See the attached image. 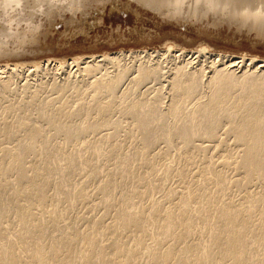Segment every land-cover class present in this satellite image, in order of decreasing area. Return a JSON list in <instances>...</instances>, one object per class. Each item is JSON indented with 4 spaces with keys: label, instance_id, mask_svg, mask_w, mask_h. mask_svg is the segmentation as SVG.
<instances>
[{
    "label": "rangeland",
    "instance_id": "1",
    "mask_svg": "<svg viewBox=\"0 0 264 264\" xmlns=\"http://www.w3.org/2000/svg\"><path fill=\"white\" fill-rule=\"evenodd\" d=\"M209 1L0 12V65L40 64L0 73V264H264V159L244 157L264 155V3ZM225 57L254 70L256 99L212 95ZM178 66H202L193 93L170 84ZM214 101L236 116L188 134Z\"/></svg>",
    "mask_w": 264,
    "mask_h": 264
},
{
    "label": "bare ground",
    "instance_id": "2",
    "mask_svg": "<svg viewBox=\"0 0 264 264\" xmlns=\"http://www.w3.org/2000/svg\"><path fill=\"white\" fill-rule=\"evenodd\" d=\"M46 1H48V3L50 2V1H53V0H46ZM60 1V0H59ZM72 1H74V0H72ZM182 1L183 0H170V3H171V5L172 6H174V7H178L179 8V5H181V3H182ZM195 1V0H194ZM205 1V0H204ZM216 3L218 2L219 3V1L218 0H214ZM226 0H224V1H221V3L222 2H225ZM251 1H256V0H232L231 2H243L242 4H244V3H246L247 5V8L250 6V4L251 3H253V2H251ZM261 1V0H260ZM263 1V3H264V0H262ZM21 2L23 3V4H25L24 6L25 7H28V6H32V7H36V6H39V7H43L44 6V0H0V12L1 13H6L7 12V9L9 8V7H19L20 6V4H21ZM212 2V3H211ZM230 2V1H229ZM195 3H197V2H195ZM209 3H211L212 5V7L214 6V4H213V0H210L209 1ZM216 3H215V5H216ZM208 4V3H207ZM222 4H224V3H222ZM232 3H230V6H232L231 5ZM241 4V6H244V5H242ZM55 5V4H54ZM226 5V4H225ZM228 5V4H227ZM236 5V4H235ZM239 6H240V4H239ZM209 7V6H208ZM215 7H217V5L215 6ZM222 7H223V5H222ZM234 7V6H233ZM192 8V7H191ZM226 7H224V9H225ZM228 8V7H227ZM261 8V7H260ZM223 9V8H222ZM238 9V8H237ZM242 10V9H241ZM256 10V9H255ZM261 10V9H260ZM221 11V10H220ZM223 11V10H222ZM258 11V10H257ZM256 11V12H257ZM247 12V11H246ZM261 12V11H260ZM247 14V13H246ZM257 14V13H256ZM260 14V13H259ZM234 15H237L236 13L234 14ZM249 16V15H248ZM264 16V15H263ZM249 18V17H248ZM257 19V18H256ZM206 48L207 47H202L201 48V50H200V52L198 53V55L201 53V52H204L205 50H206ZM208 50V49H207ZM196 52V51H195ZM179 53V52H178ZM197 53V52H196ZM181 54H184V53H181ZM204 54V53H203ZM190 57V56H189ZM208 57V56H207ZM227 57V56H226ZM226 57H225V59L224 58H219L218 59V61L216 60V62H212L211 63V69H212V75L209 77V84L211 83V84H213V86H215L216 87V89L213 91V94L212 95H217L218 97H219V93H220V95H221V93L222 92H224V91H226V90H228V91H226V92H224V93H226V94H229V93H227V92H231L232 91V89L234 90H236V88L238 87V89H239V87H241V89L242 88H244L246 91L247 90H249L250 92H248L247 93V95L249 94L250 95V93L252 92V94H251V96H249V97H252V95H254L255 96V99H256V96L257 95H259L260 93V90H259V88L257 87V85L258 84H260V78H261V80L263 81V79H264V70H262L263 68H264V62H262V63H260V65H258L257 67L258 68H260V70H257L258 72L260 71V73H257V75L256 76H258L259 77V79L257 78V77H255L254 78V70L253 71H249V72H247L246 70L245 71H243L241 74L239 73H237L238 71H237V69L238 68H240L241 67V65H240V63L241 62H243L242 60H244V59H242L241 61H237L236 60V58L234 57V58H232V59H226ZM103 58V57H102ZM194 58H198V56H196V57H194ZM194 58L192 59V60H190L189 62H188V64L189 63H193L194 62ZM239 58V57H238ZM108 60V61H110L111 60V58L109 59L108 57L106 58V57H104L103 59H101V60ZM114 59V58H113ZM174 60V59H173ZM196 61V60H195ZM87 62H91V61H87ZM87 62H86V64H87ZM98 62V61H97ZM186 62V61H185ZM250 62L251 63H255V62H257V60L255 59V58H252V59H250ZM199 63V62H198ZM245 63V62H244ZM250 63V64H251ZM47 64H49L48 62H47ZM46 64V65H47ZM78 64V63H77ZM194 64V63H193ZM242 64V63H241ZM159 65V64H158ZM183 65H185V64H183ZM182 65V66H183ZM190 65V64H189ZM240 65V66H239ZM244 65V64H243ZM27 65H13V66H9V65H0V73H5L6 72V70H8V71H11V73H14L15 71H17L18 70V68H22V69H24L25 71H28V74H29V72H33V70H31L32 69V67L33 66H35L36 67V70H39V67H40V64H35V65H31V66H27L28 68H25ZM89 64H88V68H89ZM98 66V65H97ZM180 66H181V64H180ZM180 66H178V67H180ZM186 66V65H185ZM209 66V65H208ZM248 66V65H247ZM251 66V65H250ZM159 67H161V66H159ZM243 67V66H242ZM38 68V69H37ZM91 68V67H90ZM186 68V67H185ZM184 67H180V68H177V70L175 71L176 73L178 72V69H180V71H181V75H177V74H179V72L176 74L175 72V74L177 75V76H175V78H173V79H171V83L170 84H172V86H173V88H175L176 90L177 89H180L181 87H182V83H187V85L185 86V87H182V88H185L186 90V92H187V95L188 94H191V93H193L194 91H196L197 90V88H198V85H199V83H202V82H199L201 79V77H203L202 75H204L203 74V71L201 70V68H202V66H201V68H199V69H194V70H191V69H185ZM17 69V70H16ZM87 69V68H86ZM150 69H152V68H150ZM210 69V70H211ZM241 69V68H240ZM240 69H238V70H240ZM255 69H257V68H255ZM3 70V71H2ZM24 70H22V72L24 73ZM174 70V69H173ZM157 70L154 68V69H152V70H150V72L149 71H147L149 74H153V78H155V79H158L157 77H158V75H160V74H157V72H156ZM50 72V71H49ZM158 72H160V70H158ZM11 73H9V74H11ZM18 73V72H17ZM147 73V74H148ZM6 74V73H5ZM9 74H7L8 75V77H12V76H9ZM14 74H16V72L14 73ZM147 74H141L140 75V77H138L139 79H137V81L138 82H140L139 80L140 79H144L143 81L145 82L146 80L145 79H147L148 77H147ZM168 74V73H167ZM162 75V74H161ZM3 77V76H2ZM1 76H0V78H2ZM173 77V76H172ZM206 77V76H205ZM207 78V77H206ZM3 79V78H2ZM2 79H0V80H2ZM183 79H185V80H183ZM259 81H258V80ZM10 80V79H9ZM9 80H2L1 82H3V85H2V91L3 90H9ZM67 80V79H66ZM159 80H160V78H159ZM166 80V79H165ZM207 80V79H206ZM255 80V81H254ZM258 82H257V81ZM184 81V82H183ZM202 81V80H201ZM138 82H136L137 84H138ZM166 82V81H165ZM38 83V82H37ZM142 83V82H141ZM32 86V85H31ZM200 86H201V84H200ZM209 88H210V86H208ZM234 87H236V88H234ZM0 88H1V86H0ZM180 89V90H182L183 91V89ZM12 89V88H11ZM10 89V90H11ZM243 89V90H244ZM12 91H14V90H12ZM240 91V90H239ZM242 91V90H241ZM245 91V92H246ZM210 92V91H209ZM244 92V93H245ZM13 93H15V92H13ZM223 93V94H224ZM242 93V92H241ZM243 93V94H244ZM225 94V95H226ZM186 95V94H185ZM194 95V94H193ZM223 96V95H222ZM244 96V95H243ZM253 96V97H254ZM227 97V96H226ZM221 98V97H220ZM224 98V97H223ZM239 99H240V97H239ZM238 99V100H239ZM247 99V98H246ZM254 99V98H253ZM254 99V100H255ZM242 100H245V99H243L242 98ZM251 100H252V98H251ZM253 100V101H254ZM236 102V104H237V101H235ZM234 102V103H235ZM241 102V101H240ZM245 102H247V100L245 101ZM244 101L242 102V105L245 103ZM216 102L214 101V104H215ZM219 103V102H218ZM213 104V103H212ZM240 104V103H239ZM239 104H237V105H239ZM218 104L216 103L215 104V106L214 107H211V109H207L208 108V106H205L204 108H203V110H201V111H205L206 113V115L205 116H201V117H198L199 118V121H201L198 125H192V126H190L189 127V131H188V134H195V136L196 135H199L200 134V137H201V135H203V133L204 134H206V135H208V137H210L211 135H213L214 134V132H215V130H214V128L215 127H211V129L209 128V127H207L206 125L207 124H205V123H209L210 124V122H215L214 120H216V122H217V119L216 118H218L219 116H222V115H225V117L227 116V117H235L236 115H235V111H236V109H234V106H235V104H233V105H231V108H229L228 110H227V108H228V106L226 107V109L224 108H222L221 107V105L219 104L218 106H217ZM246 105V104H245ZM213 106V105H212ZM240 107V106H239ZM238 106H237V108H239ZM247 107V106H246ZM245 107V108H246ZM223 110H222V109ZM236 108V107H235ZM243 108H244V105H243ZM174 109V108H173ZM177 109V108H176ZM194 109V108H193ZM234 109V110H233ZM239 109H242L241 107L239 108ZM174 111H175V109H174ZM223 111V112H222ZM239 111V110H238ZM240 111H242V110H240ZM239 111V112H240ZM202 113V112H201ZM226 113H227V115H226ZM236 113H238V112H236ZM220 118V117H219ZM200 119H202V120H200ZM201 124H204L207 128H202V127H200L201 126ZM212 125V124H211ZM214 125V124H213ZM257 126V125H256ZM260 129H261V127H259ZM142 129L144 130L143 132H148V134L151 132V130H149V126L147 127V125L146 126H143L142 127ZM152 129V128H151ZM204 130V131H203ZM202 133V134H201ZM147 134V133H146ZM151 135H153L152 133H151ZM150 135V136H151ZM214 136V135H213ZM212 136V137H213ZM249 135H247L246 137H244L243 135H240V136H238V139L240 140V142L241 141H245L244 139H246L247 137H248ZM149 137V136H148ZM152 137V136H151ZM243 137H244V139H243ZM150 138V137H149ZM250 138V137H249ZM248 138V139H249ZM237 139V138H236ZM252 138H250V140H251ZM212 141V140H211ZM260 141V140H259ZM259 141H257V142H259ZM246 142V141H245ZM248 143H250L249 141H247ZM253 142H255V140L253 141ZM247 144V143H246ZM259 145V144H258ZM260 145H261V143H260ZM247 146H248V144H247ZM249 147V146H248ZM250 151H251V149H250V147L248 148ZM248 150V151H249ZM247 151V152H248ZM245 152V151H244ZM252 152V151H251ZM250 153V152H249ZM249 153H247V154H249ZM245 154H246V152H245ZM245 154H244V157H253L254 159H252V160H262V159H264V155L263 156H258L257 154V156H252V154L250 155V156H245ZM225 155V154H224ZM172 227V224L171 223H168V227H167V229L168 228H171ZM170 230V229H169ZM168 230V231H169ZM170 232V231H169ZM169 233H167V235H168ZM211 237V236H210ZM208 242H209V240H208ZM6 247V246H5ZM5 249V248H4ZM206 249L204 248V252H203V254L202 255H206ZM243 251V253L240 255V257L239 258H242L243 257V255L246 253L244 250H242ZM229 255H231V254H229ZM206 256H208V254L206 255ZM232 256V255H231ZM230 256V257H231ZM202 257V256H201ZM208 258V257H207ZM247 258V257H246ZM205 261H206V259H205Z\"/></svg>",
    "mask_w": 264,
    "mask_h": 264
}]
</instances>
